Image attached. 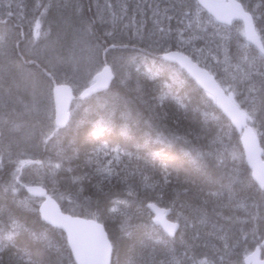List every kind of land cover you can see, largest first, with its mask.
<instances>
[{
    "label": "snow or ice",
    "instance_id": "6c2138e0",
    "mask_svg": "<svg viewBox=\"0 0 264 264\" xmlns=\"http://www.w3.org/2000/svg\"><path fill=\"white\" fill-rule=\"evenodd\" d=\"M63 6L70 10V15L65 17V24L78 38V43L80 38L94 35L93 28L97 21L116 25L118 21L127 20L128 24L124 27L131 30L132 22L135 20L136 34L139 35L147 22L145 9H151L152 22L156 32L160 34L159 39L153 40V47L163 53L161 67L165 62H177L181 68H187L207 90L211 100L219 104L238 126L247 129L252 135V129L248 128L249 121L253 127L264 129V0H260L258 8L250 7L246 0H228L227 3L222 0H171L170 7L163 10L158 5L148 3V0H140L132 16L129 15L126 4H120L117 11L114 0H104L102 5L96 3V12L92 18H85L82 0H68ZM205 9L210 14L206 24L199 15ZM6 14L9 17L14 15L11 3L8 4ZM137 16L140 19H135ZM173 20L176 21L175 29L171 26ZM216 21L229 26L233 25L234 21L242 22L244 36L255 45L254 55L241 57L243 68L240 63L232 64V57L225 47V35H221L223 30L215 23ZM35 28L39 35V21L36 22ZM193 29H197L195 35L192 34ZM114 34L115 30L106 31L104 35L114 37ZM169 35L174 36L176 40L174 44L166 39ZM216 37H219V40ZM197 39L206 41L207 53L205 48L195 46L194 41ZM120 46L127 47L125 44ZM117 47L115 42L97 43L91 46L90 50L94 51L95 57L98 58L101 53L107 57L110 51ZM193 60H196L197 64L203 60L202 67L197 68L193 65ZM30 62L34 72H30L29 77L36 82L46 81L49 96L54 94L56 97V106L51 115L47 112L43 114V120L47 123L40 129L39 143L34 146L43 145L45 150L50 146L58 149L57 162L52 163L49 160L48 167L53 173L56 170L67 173L70 186L69 190L59 193L58 198L74 203L71 187L76 188L75 196L79 198L86 191L87 185L91 195L83 196V200L89 205L90 214L94 217L98 214L99 218L120 219L119 233L114 236H106L102 226L94 222L85 230L81 227L83 221L49 210L53 196L57 195L55 187L52 195H49L42 188L22 183L23 177L20 175L22 168L26 164L41 162L35 160L34 156L30 157L27 150L13 153L12 141L7 145L3 143L4 130L8 129L10 132L20 130L22 125L17 120L20 117H33L34 114L39 117L40 109L36 104L25 105L24 112L17 114V119H13L11 113L4 112V90L0 88V171L9 169L11 177L3 192H10L14 196L21 188H26L29 194L37 195L44 201L37 209L42 219L48 225L67 230V264H113L110 258L119 250L123 238L131 236L128 223L129 208L134 202H139L147 211L153 234L146 235V240L152 242V247L147 256H141L139 262L132 258L129 264H224L225 256L238 250L243 251L242 264H264V174L261 173L256 177L258 183L252 182L250 185H245L235 170L227 173V184L223 182L225 179L223 176L213 181L220 183V189L216 192L209 191L196 212L201 225L211 223L212 217L218 218L217 222L212 224V232L207 235L219 242V246L214 243L211 251H196L197 242L202 239L200 228L196 224L190 225V217L184 215L183 210L191 206L181 203L180 198L194 192L204 195L205 190L190 179H182L181 164L175 159L167 161L166 152L179 145L181 153L179 160L201 174L206 182L212 179L210 169L224 168L226 162L224 153L213 147L216 141L199 145L198 135L192 132L180 133L178 119L173 120L175 129L168 127L169 113L164 108L170 99L175 101L177 112L183 109L187 114L191 107V102L182 95H172L170 83L162 82L158 86L157 94L152 95L151 102H148L143 99L146 89L139 79L133 87L131 71H117L114 64L109 66L107 59L98 63L90 62L83 90L81 91L79 87L75 90L80 91V98L84 99L99 94L102 89L105 95L112 94L110 97L112 103L100 106L104 112L100 114L99 119L90 121L84 117L78 123L77 127L86 126L81 147H76L77 141L73 139L65 148L61 146V138L66 135L70 124L69 113L62 104L61 97L62 94L66 95L74 90L71 85L75 83L76 77L75 75L70 77L65 71L62 79L60 72L62 65L67 63L74 73H78L80 60L74 54H70L68 57L59 58L56 63L44 61L37 63L36 60ZM128 67L134 69L139 76L144 65H137L133 60L129 62ZM233 67L242 73L240 78L230 75L229 69ZM221 68L224 70L223 73L220 72ZM145 75L153 77V69L148 68ZM209 82L212 83L211 88L208 86ZM113 89L118 91L113 93ZM121 91H134L136 99L146 105L150 115L145 118L142 112L137 111L133 117L129 109L130 102L120 95ZM117 112L123 123L117 124ZM204 117L207 120V113ZM141 124L143 128L140 127ZM134 128L140 133L138 138ZM121 137L125 141H134L131 150L119 142ZM32 138L33 134L29 133L25 142ZM153 145L158 146V149L153 150ZM142 152L146 154H141ZM232 159L235 160L236 157L233 155ZM74 161L78 162L75 167ZM81 168L83 171L78 174L77 169ZM113 190L126 193V196L123 198L117 196L113 199ZM225 192L227 203L223 202ZM211 197H216V202L209 214L207 207ZM30 199L31 197L20 201L21 206L30 207ZM105 200L108 202L105 203ZM165 201H167L165 207L158 206ZM233 206L245 210L246 219L238 222L254 224L250 232L239 230L235 235H229L225 228L219 225L220 220L228 223L237 220L236 216L223 215L225 208L231 211ZM169 212L174 213L171 220L167 218ZM189 226L192 227V235L186 241L183 233H180L184 251L178 253L176 248L170 247L169 244L175 243L178 229L186 230ZM20 234L29 236L28 242L23 246L17 243ZM46 240L47 235L44 232L20 222L17 217L9 214L7 230H0V264H4L2 257L9 248L16 249V255L26 258L22 260V264H64L59 259V253L56 261L45 259L49 249L53 247L50 242L44 248L37 247L35 251L32 250V244H40ZM250 240L253 243L252 247H249ZM155 245H163L164 260L157 261ZM139 247L143 251L149 248V244L145 239H141ZM207 247L206 244L205 248ZM8 264H12V261Z\"/></svg>",
    "mask_w": 264,
    "mask_h": 264
},
{
    "label": "trees",
    "instance_id": "16d2710c",
    "mask_svg": "<svg viewBox=\"0 0 264 264\" xmlns=\"http://www.w3.org/2000/svg\"><path fill=\"white\" fill-rule=\"evenodd\" d=\"M55 1H59V2H55ZM55 1H54L55 2L54 6H52L51 0H40V1L39 0L38 1L37 0H27V2H26V0H24V6H25V9H27V12H30V13H31L32 9L36 8L35 14L37 15V13L39 12L38 13L39 16H36L34 14V16H36L35 19L37 17H41V19L44 21V24H45V21L47 18L45 16H47V15L44 13V11L46 10V8L49 9V13H50L49 16L51 15V12L55 9L54 12H55V16H56L57 7L55 6V4L59 3V5H57V6H63L64 5L63 0H55ZM65 1H66V3H68V0H65ZM85 1L86 0H82V2H83L82 4H83L84 10H85L84 11L85 18L94 17V14L96 12V6H95L96 4L95 3L99 2L102 5L104 2L103 0L102 1L96 0V2H94L95 0L94 1L93 0H87V2H85ZM121 1H123V2H120V0H114L115 9L118 11L119 6H120L119 4H121V3L126 4L128 9H129V15L134 14L133 11H135L137 4L140 3V0H121ZM166 1L163 2V0H159L158 6H160V7L163 6L164 8L170 7L171 0H169V1L166 0ZM246 1H247L246 3H248V5L252 8H258V5L260 4V0H246ZM91 2H93V3H91ZM118 2H120V3H118ZM156 2H157L156 0H148V3H150V4L155 5ZM87 3L89 4V7H88ZM92 4H93V6H92ZM163 7H162V9H164ZM89 8L91 10H88ZM29 9H30V11H29ZM145 10H146L147 21H148V22H146L145 25H150L151 24L150 19L152 18L151 11H149V9H145ZM27 12H25L24 17L21 18L22 21L18 20V18H17V21H16L17 25H16V22L13 20V19L16 20V17L14 15L9 17L10 18L9 22L7 20V23H9V25L12 26L15 29V31H16V26H18L19 31H21L25 36L30 34L27 32L31 31L30 27L32 25V21H35V19H33L34 17H32V15L29 13L31 16L30 17ZM40 12H43V14H45V16ZM66 13H65V15L69 16L70 10H68ZM199 15L206 24V22L209 18V14H207L203 10L200 12ZM42 16H44V17L42 18ZM135 19H140V18H138V16H137V17H135ZM26 20L29 22H27ZM25 22L30 23V24H27ZM51 22H52V20H51ZM132 23L135 24V21L133 20ZM239 23L240 22H235V23H233V25H231V27L230 26H223L225 28L226 32L221 33V35H225V38H226L225 47L227 48V50L229 51V53L232 57V64L233 65H235L236 63L239 62L237 59H241L240 58L241 56L248 55L251 57L252 56L251 53L252 52L255 53V51H254L255 48L249 46L248 44H245L246 40H245V37L243 36L242 28H241V25ZM125 24H128L127 20L123 21V23L118 21L116 25L112 24L111 30L113 31L115 28V31L118 32L121 29H119V30H117V29L119 27L122 28V25L124 26ZM96 25L97 26L101 25V26L98 29L96 27ZM96 25L94 26L95 29L93 28V32H94L96 39L98 40V43L108 44V41H109L108 38L109 37H105V35H104L106 30H105V28H102L103 24L100 21H97ZM27 26H28V28H27ZM171 26L173 29L176 28V21L175 20H173L171 22ZM152 28H153V30L155 29L154 26H152ZM24 29H25V31H24ZM102 29L105 31H102ZM26 30H28V31H26ZM97 32H98V34H96ZM196 33H197V29H193L192 34L195 35ZM98 37H100V38H98ZM101 37H102V39H101ZM168 37H169L168 39L171 41V43L174 44L176 41L174 36L169 35ZM106 39H107V41H106ZM185 39L187 40L188 36H185ZM216 39L219 40V37H216ZM146 40L147 39H145V37L142 39L134 38L133 40H131V38H130V39H126V40L121 41L120 45L125 44V45H127V47H130L131 45H137L138 44V47L140 49V48L145 47V45H147ZM134 42H136V43L134 44ZM195 42H196V44H195ZM241 43H244L245 45L249 46L250 49H247V50L241 49V47L239 45ZM194 44L196 47L205 48L206 53H207V43L205 40L197 39L194 41ZM214 46L215 45H212V47H214ZM9 48L11 49V46H9ZM124 50H126V48ZM173 50H175V48H173ZM158 53H159V51L155 47L153 49L149 48V50L144 49V56H145L144 61H145V64L147 67H148V65L150 66L148 68L153 69V74H154L153 77L146 76L144 73L147 72L148 68L146 69V67H143L139 76H137V75L135 76L136 73H134L135 78H132V79H136V80L139 79V81L142 82V84L145 86L146 93H145L143 99L145 101L151 102L152 95L157 94L156 92H157L158 86L162 82L170 83L172 85V95L173 96H175L177 94L182 95L183 97H185L186 99H188L191 102V107H190L189 111L187 112V114L184 113L183 109H181L179 112H177L175 101L170 99L165 104V108H164V110L169 113V120L167 121L168 127L175 129V124L173 123V120L178 119L180 121V127H179L180 133L183 134L184 132H192L194 135H198L200 137V140L198 141L199 145L210 144L213 141H216V143L213 145V147L216 149H219L221 152L224 153L226 166H229V167H224V169L223 168H220V169L212 168V169H210L212 179L206 182L204 177L201 174H198L196 171L192 170L190 168V166L187 164H184V162L182 160H179V157L181 155L179 145H176L173 148L168 149L166 152V156H165L167 161L171 162L175 159L181 164L182 179L187 177V179H190L193 182H195L196 184H199L205 190L204 195H200L198 192H194L193 194H190L189 196H181L180 202L186 203V204L191 206V207H187L183 210L184 215H187L190 217V225L196 224L199 228L201 226L203 227V228L201 227V229H200L202 239L199 240L200 243H199V241L197 242V246H199V247H198V249L196 248V251H202V250L203 251L204 250L205 251H211L212 249H210V248H211L212 244L215 243V244H217V246H219V243L217 241H215L214 238L207 237L208 236L207 234L212 232V230L210 228H212L213 223L217 222L218 218L212 217V220H211L212 222L203 226L200 224L199 219L197 218L198 214L196 212V209L201 206L202 201L206 198V194L209 191L216 192L217 190L220 189V183L213 182V181H215L219 177L223 176V177H225L223 182L225 184H227L228 183V180L226 178L227 172L229 173V171L231 172V170L233 171L235 169H236L235 171L238 173L240 178L244 181L245 185H250L254 181L252 180V177L250 175V170H249L248 166L246 165L243 156L240 154L241 150H240V145L238 143L239 142V139H238L239 135L237 134L235 129H233L231 127L229 121L216 108L213 100H211V97L208 96L207 94H205V92L202 91L199 88V86L197 87L196 86L197 84L185 72H183L179 67H177L175 64H172L170 62H165L164 66L161 67V63H159V62L161 60L160 54H162V53H159V54ZM185 54L188 55V53H185ZM101 55H102V61L105 60L106 57L104 59V54L102 53ZM158 57H159V60H158ZM189 57L191 58V56H189ZM201 61H203V60H201ZM167 63H170V64H167ZM155 64H157V65L155 66ZM202 64H203V62H202ZM202 64L200 63V66ZM220 71H221V69H220ZM11 76L7 77L8 78V79H6L7 81L6 80L2 81V83L3 82L4 83L3 84L1 83L0 86L4 85L2 87H5L7 90H11L12 86H13L12 84H14V80L9 79V77H11ZM12 77H14V76H12ZM136 80H133L131 82V83H133L132 84L133 87L135 86ZM6 82H8V83H6ZM217 82H218V80H217ZM117 91H118V89H113V93H116ZM120 95L129 100V102H130L129 103V109L132 112L133 117H135L137 111L142 112L145 118H147V116L150 115V113L147 112L146 105L144 103H142L141 101L136 99V93L134 91H126V92L121 91ZM99 96H101V97H99ZM111 96H112V94L105 95L104 91H103L102 93L100 92L99 94H94L93 96H90V97L83 99V100H78V99L73 100V106L71 107L72 110H71V116H70V120H69L70 128L67 131L66 135L64 137H62L61 146L67 148V146H68L67 143L69 141L75 139L77 141L76 147H81L82 143H83L82 137L85 135V127L86 126L81 125L80 127H77L78 123L84 117H87V119L90 121L94 120V119H99V116H100L99 114H103V111H104L103 107H99V106H101L105 103L111 104L112 103V100L110 98ZM94 102H95V104H93ZM49 103L51 104V101ZM120 103L122 105L123 101H121ZM75 105H76V107H75ZM92 106H94V107H92ZM96 108H97V111L95 110ZM91 109H92V111H91ZM205 113H207V120H205V117H204ZM116 122H117V124L123 123V121H121L119 119V112H117ZM140 127L143 128V125L141 124ZM253 128H254L255 132L258 131L256 134H258V138L260 140V144L262 146L263 153H264V143H263L264 142V129H260L258 127H253ZM40 129L41 128L37 127L38 136H39ZM259 131H260V133H259ZM134 133H135L136 137L138 138L140 133L137 132L135 130V128H134ZM165 134H167V132H165ZM113 135H115V134H113ZM110 139H111V137H110ZM227 139H230V140H228V141H230V144H228V145H226L224 143L225 140L227 141ZM231 141H233V142H231ZM119 142L127 145L130 148V150L134 144V141L133 142L125 141L123 139V137L120 138ZM152 148H153V150H157L158 146L153 145ZM40 149H42V150H41V156H40L39 161L43 162V166L39 167V166L33 165L32 169H33L34 173H33L32 177H34V178L31 179L32 181L30 179L27 180V184L39 185L49 195H52V190L55 187V189L57 190V195L53 196V199L57 202L61 211L68 213L70 215H73V216H77V217H81V218H85V219H92L93 221L98 222L103 226L107 236L117 235L119 233V229H120V219L118 217L99 218L98 214L96 217H94L93 215L90 214L89 205L83 200V196L91 195V192L89 190H87V185H85L86 191L79 198H77L75 196L76 188L71 187L70 190L73 193V200L75 201L74 203L70 202L67 199H59L58 198L59 193H63L66 190H69V188H70V186L68 184V174L62 170H56L55 173H53L49 169L48 165L45 164V163H48L49 160H51L52 163L57 162V157H56V152L58 151L57 148H55V149H57V150H55L54 147L50 146L47 150H45L44 146H41ZM235 150H236V152H235ZM238 151H239V153H238ZM234 152H235V154H233ZM70 154L71 153H69V155ZM141 154H146V153L142 152ZM233 155L234 156L236 155L235 160L232 159ZM228 156H229V158H228ZM263 156H264V154H263ZM227 159H228V161H227ZM227 162H230V163H227ZM76 163H78V162L74 161L73 167H75ZM234 163H236V164H234ZM43 168H45V169H43ZM238 169H239V171H238ZM45 170L48 173L44 172ZM3 171H0V173H1L0 181L2 180L1 177H3V175H4ZM82 171H83V169H77L78 174ZM35 173H36V175H35ZM39 174H41V175H39ZM137 180H138V178H137ZM0 183H1L0 184V188H1L0 189V230H5V231L7 230V227L9 224V214L14 215L15 217H17L20 220V222L27 223L30 227H32L38 231H42L47 235L46 241H42L40 244H32V250L33 251H35V249L37 247L44 248L50 242L53 247L49 249V253L45 256V259L50 260V261H56L58 258L57 254L59 253L60 254L59 259L61 261H63L64 264H67V258H68L67 247H68V245L66 244V237H65V234L63 233V231L59 230L55 227H52V226L46 224L44 221L41 220L40 215L37 211L38 202L31 203V201H30V207L25 208V209H24V207L21 206L20 201H23L25 197H28V198L32 197L28 193H26L27 192L26 188H21L13 196V194H11L10 192H9L10 195H8V193L3 192V186L2 185L4 183L3 182H0ZM50 184H52V186ZM4 187H5V185H4ZM62 187H63V189H62ZM21 191H22V193H20ZM117 196H119L120 198H123L124 196H126V193L119 192L118 190H113L112 198L115 199V198H117ZM12 198H14V199H12ZM32 198H34V197H32ZM107 202L108 201L105 200V203H107ZM215 202H216V197H211L209 200L208 207H207V211L209 212V214H211L212 207L215 204ZM223 202L227 203V193L226 192H225V195L223 198ZM166 203H167V201H165V203H162L158 206L159 207H165ZM29 208H31V209H29ZM92 211H94V207H93ZM231 211H232V213H230V211L227 208H225L223 211V215L224 216H227V215L234 216L235 215L237 217V220L233 221L234 223L233 222L228 223L225 220H222V221L220 220L219 225H222L229 235H235V233L239 230H247L248 232H250L252 227H254V226H252L253 224H245V223L238 222V221H243L246 219L245 210L242 208H240V209L237 207L235 208V206H233ZM129 212H130V219H129L128 223H129V231L131 232V236L123 238V242L120 244L119 250L117 252H115V254L111 257V262H113V264H129V261L132 258H135L139 262L141 256H147L148 252L151 250V247H152V242L146 240V235L153 234V229L149 223L147 211L144 210V208L141 206V204L139 202H134L133 204H131V206L129 208ZM168 215L169 216L167 218L171 220L173 218L174 213L169 212ZM244 217H245V219H244ZM146 225H148V227H146ZM207 226H209V227H207ZM247 227L249 228V230ZM204 229H206V230H204ZM180 233H183L184 240L187 241L190 239V237L192 235V227L189 226V228L186 230H183V228L178 229L179 235L177 234L175 236V243H174V244H177L178 246L174 245V244H169L170 247H175L178 253H183L184 247H183V244L181 243ZM189 233H190V236H189ZM204 238H206V239H204ZM141 239H145V242L147 244H149V248H147L143 251L139 247V241ZM28 240H29V236L27 234H20L17 238V241H18L17 243H18V245L23 246L28 242ZM210 242H212V243L210 244ZM201 244H202V246L200 247ZM205 244L208 245V248H205V246H204ZM252 245H253V243L250 244V241H249V247H252ZM62 246H63V248H62ZM209 246H210V248H209ZM155 248H156L155 257H156L157 261L164 260L165 255H164L163 245H155ZM238 251H241V253L235 254L234 259L238 260V264H242L243 251L242 250H238ZM15 253H16V249L9 248L8 251L5 252L3 257H2L4 264H8L9 261H12V264H22V260L26 259V258L23 257L22 255H16Z\"/></svg>",
    "mask_w": 264,
    "mask_h": 264
},
{
    "label": "rangeland",
    "instance_id": "374dc122",
    "mask_svg": "<svg viewBox=\"0 0 264 264\" xmlns=\"http://www.w3.org/2000/svg\"><path fill=\"white\" fill-rule=\"evenodd\" d=\"M54 1L55 0H51V4L53 6H54ZM156 1H157V3L155 5H159V3H158L159 0H156ZM163 1H166V0H163ZM55 2H57V1H55ZM9 3L12 4V10H13L14 15L16 17V20H17V18H18V20H21V18L24 17V13L26 12L25 10H27V9H25V6H24V0H0V14H1L0 15V51H1L0 52V62H3L4 65L6 64L3 68L0 69L1 70L0 71V80H1L0 83L2 81H4V79H7V75L9 74V76H11V75L14 76V77H12V76L9 77V79L10 80L13 79L14 83L16 84V85L12 84L13 86H12V89L10 90L11 91L10 94H9V90L2 87L4 85L0 86V88L5 90V92L3 91V93H4L3 103H4V110H5L4 112L5 113H11L12 112L11 114H12L13 119L14 118L17 119V114L24 112V106L25 105L36 104L37 107L40 109V114H39V117H36L35 114L33 115V117H20L17 120V122L21 123V125H24V126L21 127L20 130L12 131L11 133L8 129H5L4 130L3 143L5 145H7L9 143V141H12V146H13L12 152L13 153H15L16 151L27 150L30 157L33 154L32 156H34L35 160L39 161L40 156H41V150H42V149H40L41 145L39 147L34 146L35 144L39 143L38 135H37V133H38L37 127L43 128L46 125L47 121L43 120V114H44V112H47L49 115H51V112L54 109V105H53V98H52V96H49L48 87H47V84L45 83V81L40 80L39 82H36L29 77V72H34V68L31 65L30 61L36 60V62L39 63L40 61L43 60L45 63H48V62L56 63L59 58L68 57L70 54H74L76 56V58L80 60V65H79L80 71L78 73H74L72 67H70L67 63H65V64H63L64 66L62 65V70L60 72V76L63 79L65 71L68 72L70 77L75 75L76 80H75V83L71 85V87L74 89L73 91L76 94H78V93H80V91H77L75 89L77 87H79L81 91L83 90V85L85 84V81H86V73H87V70L89 69L90 62L98 63L99 61H102V55H101L102 53L99 55L98 58H96L94 51L90 50L91 46H94L98 43V40L96 39L95 35L84 36L83 38H80L79 43L77 42L78 38L73 34V31L70 28H68L65 24V17H66L65 13L69 9H66L64 6H57V5H59V3L55 4V6L57 7L56 16H55V12H54L55 9L51 12V15L49 16V9L46 8V10L44 12L46 15L48 14L47 15L48 19L46 18L47 23H45V25H44V21L41 20L40 17H37L38 19L37 18L35 19L32 27H31L32 29L30 31V34L27 35L26 37H25V35L22 34L21 31L17 30L18 26H16V31H15L14 28L12 26H10L9 23H7V20L9 22V19H10L6 14L7 13V7H8ZM63 4L64 5L66 4L65 0H63ZM159 8L161 10H163L162 7L159 6ZM35 9L36 8L31 10L32 17H34V14L36 13ZM149 10L151 11V9H149ZM151 14H152V11H151ZM52 15H53V18L51 17ZM50 19H52V22ZM37 21H39V24H40L39 35H37V30L35 28V24ZM150 21H152V18L150 19ZM46 24H47V26H46ZM218 25H220V24H218ZM8 26H9V28H8ZM111 26H112L111 22H109L107 24L103 23V28H105L106 31H111ZM131 26H132L131 30L125 28L124 26H122L123 28L119 27L117 30H119V29H121V30L118 32L115 31L114 37L109 38V42L118 43L117 44L118 47L116 49H112L110 51L109 57H106V59H107L108 64L110 66H112L113 64L116 66L117 71H124V72L131 71L132 75H134V69H131L128 67L129 62L134 60L137 65H144V67L148 68L149 65L147 67L145 64V61H143L144 60V57H143L144 52H140V51H144V49H149V48L153 49L154 48L153 47V40L159 39L160 34L155 31L156 29L153 30L152 26H154V24H152V23L150 25H144V27L141 28V32L139 35L136 34V24L132 23ZM220 27L223 30L222 32H226L223 25H220ZM13 32H14V34H13ZM144 37H145V39H147L146 40L147 45H145V47L140 48V49H139V47H137L138 44L134 45V46L132 45L130 47H123V46H120V44H119L121 42V40H126V39H130V38L132 40L134 38L142 39ZM168 38L169 37H166V39H168ZM22 39H23V41H22ZM14 43H15V45L19 44V49H18V47H14ZM20 44L22 45V47H20L21 46ZM30 44H31V46H30ZM245 44H247V43H245ZM245 44L244 43L239 44L241 49H245V50L250 49V47L245 45ZM9 46H11V49H9ZM125 48H126V50H124ZM133 48H134V50H133ZM15 50H16V52L17 51L18 52L16 53ZM254 54L255 53H251V55H254ZM10 55L11 56L13 55L12 58H14V59L10 58L11 57ZM137 55H138V58H137ZM23 56H25V57H23ZM9 58H10V60H9ZM222 58H223V52H221V59ZM22 60H25L26 62L22 61ZM237 60L239 61L238 63H240L241 67L243 68L244 67L243 61L241 59H237ZM194 61H196V60H194ZM13 62H14V65H13ZM4 68H5V70H3ZM221 71L223 72L224 70L221 68ZM229 73H230V75L237 76L238 78H240L242 75V73L238 72L235 68H230ZM214 76H215V74H214ZM23 83H24V85H23ZM23 87H25V88H23ZM16 92H17V94H16ZM18 95H20V96H18ZM49 100L52 101L51 104L49 103L50 102ZM46 104H48V105H46ZM71 110L72 109L70 108V111ZM26 121H28V122H26ZM25 124H27V125H25ZM33 125L35 127H31ZM250 125L253 127L251 122H250ZM21 130H24V131H21ZM29 133L33 134V138H32V140H30L26 143L25 141H26ZM35 138H37V140ZM17 145L19 146L18 148H17ZM240 150H241V147H240ZM235 152H236V150H235ZM30 153H32V154L30 155ZM34 154H36V155H34ZM240 154L242 155V150H241ZM45 164L48 165V163H45ZM33 165L42 167L43 162H41L40 164H34V163L26 164L24 166V168H22V171L20 173V175L23 177L22 183L27 184V180L32 179L30 177H31V175H33L34 171H33V169H31L32 171H29V167L33 168ZM25 199H28V197H25L24 200ZM30 201H31V203L38 202V204H39V201L38 200L36 201L35 198L31 197ZM250 244H252L251 240H250ZM210 246H209V248H210ZM240 253H241V251H236L230 255L225 256L224 264H232L233 260H234L233 261L234 264H237L238 260L234 259L235 254H240ZM242 258H243V256H242Z\"/></svg>",
    "mask_w": 264,
    "mask_h": 264
},
{
    "label": "water",
    "instance_id": "95a60500",
    "mask_svg": "<svg viewBox=\"0 0 264 264\" xmlns=\"http://www.w3.org/2000/svg\"><path fill=\"white\" fill-rule=\"evenodd\" d=\"M222 2H225V3H227L228 2V0H222ZM205 11L207 12V10L205 9ZM208 13V12H207ZM209 14V13H208ZM210 15V14H209ZM214 19V18H213ZM217 23H221V24H223L221 21H216ZM241 25H242V22H241ZM242 28H243V25H242ZM245 38H246V41L248 42V43H250L249 41H248V39H247V37L245 36ZM251 44V43H250ZM252 45H254V44H252ZM255 46V45H254ZM171 63H174V64H176V65H178L179 66V64L177 63V62H171ZM193 63V62H192ZM193 65H195L197 68H199L196 64H194L193 63ZM180 67V66H179ZM181 68V67H180ZM181 69H183L193 80H194V82L199 86V88L202 90V91H204L205 93H207V90L206 89H204L203 88V86L195 79V77L192 75V73H190L189 71H188V69L187 68H181ZM208 86H209V88H211L212 87V83L211 82H209V84H208ZM102 91H104V90H100L99 91V93L100 92H102ZM52 98H53V105H54V108H55V106H56V97H55V95L53 94L52 95ZM75 98H77L78 100H82L81 98H80V94H78V96H75L74 95V91H71V92H69L68 94H66V95H63L62 94V97H61V102H62V104L64 105V107H65V109L68 111V113H69V118H70V112H69V108H70V106H71V103H72V101L75 99ZM86 98H88V97H86ZM86 98H84V99H86ZM215 102V101H214ZM215 105L217 106V108L222 112V114L226 117V118H228L230 121H231V123H232V125L237 129V131H241V130H243L242 131V134H241V136H240V138H239V142H240V145H241V147H242V149H243V152H244V157H245V162H246V164L248 165V167L250 168V170H251V174H252V177H253V179H254V181L256 182V183H258V181L256 180V177L257 176H259V174L261 173V174H264V159H262V149L260 148V146H259V143H258V140L256 139V137H255V135H254V133H253V135H252V133L251 132H248L247 131V129H242L240 126H238L237 124H236V122L235 121H233V120H231V118L227 115V113L224 111V109L222 108V107H220V105L219 104H217L216 102H215ZM248 128H250V127H248ZM251 129V128H250ZM253 132V131H252ZM33 187H37V188H41V187H39V186H33ZM43 191H44V189H43ZM34 197H36V198H40L39 196H37V195H33ZM47 199V197H45V200ZM44 201H42L41 202V204L43 203ZM49 210L50 211H52V212H54V213H56V212H58V213H61V214H63L64 216H70V215H67L66 213H63L61 210H60V208L58 207V205H57V203L54 201V200H52V203L49 205ZM40 218L42 219V216L40 215ZM72 218L74 219V220H80V221H83L84 222V224H82L81 225V227L82 228H84L85 230H87L88 229V227H89V225L91 224V223H93V221L91 220V219H82V218H78V217H73L72 216ZM43 220V219H42ZM44 221V220H43ZM47 223V222H46ZM95 223V222H94ZM55 227V226H54ZM57 228V227H56ZM58 229H60V228H58ZM60 230H62L66 235H67V230L66 229H60ZM74 258V257H73Z\"/></svg>",
    "mask_w": 264,
    "mask_h": 264
},
{
    "label": "bare ground",
    "instance_id": "6f19581e",
    "mask_svg": "<svg viewBox=\"0 0 264 264\" xmlns=\"http://www.w3.org/2000/svg\"><path fill=\"white\" fill-rule=\"evenodd\" d=\"M38 1V0H37ZM40 1V0H39ZM94 1V0H93ZM102 1V0H101ZM104 1V0H103ZM226 1V0H225ZM26 2H27V0H26ZM57 2H59V1H57ZM85 2H87V0L85 1ZM94 2H96V0L94 1ZM120 2H123V1H121L120 0ZM120 2H118V3H120ZM154 2V1H153ZM164 2V1H163ZM167 2V1H166ZM247 2V1H246ZM55 3V2H54ZM83 3V2H82ZM91 3H93V2H91ZM157 3V2H156ZM155 3V4H156ZM88 4V3H87ZM96 4V3H95ZM94 4V5H95ZM121 4H123V3H121ZM162 4V3H161ZM257 4V3H256ZM120 5V4H119ZM154 5V4H153ZM168 5V4H167ZM28 6V5H27ZM42 6V5H41ZM53 6V5H52ZM91 6V5H90ZM92 6H93V4H92ZM96 6V5H95ZM162 6V5H161ZM39 7V6H38ZM88 7H89V4H88ZM163 7V6H162ZM167 7V6H166ZM94 8V7H93ZM164 8V7H163ZM45 9V8H44ZM36 10V9H35ZM38 10V9H37ZM116 10V9H115ZM26 12H27V10H25ZM29 11H30V9H29ZM150 11V10H149ZM205 11V10H204ZM134 12V11H133ZM206 12V11H205ZM20 13V12H19ZM28 14L30 13V12H27ZM39 13V12H38ZM38 13H37V15L36 16H39L38 15ZM40 13H42L43 14V12H40ZM45 13V12H44ZM65 13V12H64ZM207 13V12H206ZM31 14V13H30ZM29 14V15H30ZM50 14V13H49ZM67 14V13H66ZM69 14V13H68ZM91 14V13H90ZM208 14V13H207ZM1 15V14H0ZM6 15V14H5ZM27 15V14H26ZM41 15V14H40ZM44 16H45V14H43ZM48 15V14H47ZM93 15V14H92ZM132 15V14H131ZM130 15V16H131ZM4 16V15H3ZM15 16V15H14ZM36 16H34V18L33 19H35V17ZM44 16H42V18L44 17ZM66 16V15H65ZM210 16V15H209ZM9 17V16H8ZM45 17H47V16H45ZM52 18H53V15L51 16ZM92 17V16H91ZM29 18V17H28ZM41 18V17H40ZM138 18H140L139 16H138ZM38 19V18H37ZM45 19V18H44ZM47 19H48V17H47ZM47 19H46V21H47ZM2 20V19H1ZM15 22L17 21V20H15V19H13ZM30 20V19H29ZM42 20V19H41ZM40 20V21H41ZM50 20H52V19H50ZM20 21H22V20H20ZM24 21V20H23ZM27 21V20H26ZM45 21V23H47ZM126 21V20H125ZM11 22V21H10ZM13 22V21H12ZM27 22H29V21H27ZM27 22H25V23H27ZM33 22L34 21H32V25H33ZM42 22V21H41ZM148 22V21H147ZM236 21H234L233 23H235ZM3 23V22H2ZM49 23V22H48ZM56 23V22H55ZM102 23V22H101ZM121 23H123V22H121ZM126 23V22H125ZM151 23L153 24V22L151 21ZM217 23V22H216ZM241 23V22H240ZM27 24H30V23H27ZM103 24V23H102ZM218 24H220V25H223V24H221V23H218ZM6 25V24H5ZM8 25V24H7ZM16 25H17V22H16ZM32 25H31V27H32ZM45 25V24H44ZM98 25V24H97ZM96 25V27L99 29V27L101 26H97ZM119 25V24H118ZM46 26H47V24H46ZM106 26V25H105ZM121 26V25H120ZM123 26V25H122ZM223 26H229V25H223ZM22 27V26H21ZM26 27V26H25ZM30 27V28H31ZM51 27V26H50ZM117 27V26H116ZM8 28H9V26H8ZM27 28H28V26H27ZM103 28V27H102ZM123 28V27H122ZM32 29V28H31ZM30 29V30H31ZM95 29V28H94ZM152 29V28H151ZM15 30V29H14ZM17 30H19V29H17ZM114 30H115V28H114ZM8 31V30H7ZM24 31H25V29H24ZM26 31H28V30H26ZM96 31V30H95ZM100 31V30H99ZM102 31H105V30H103L102 29ZM112 31V30H111ZM18 32V31H17ZM145 32V31H144ZM25 33V32H24ZM27 33H30V32H27ZM13 34H14V32H13ZM19 34V33H18ZM23 34V33H22ZM96 34H98V32L96 33ZM24 35V34H23ZM115 35V34H114ZM119 35V34H118ZM10 36V35H9ZM19 36V35H18ZM117 36V35H116ZM115 36V37H116ZM187 36V35H186ZM20 37V36H19ZM26 37V36H25ZM24 37V38H25ZM47 37V36H46ZM140 37V36H139ZM148 37V36H147ZM245 37V36H244ZM98 38H100V37H98ZM105 38V37H104ZM109 38H111V37H109ZM108 38V39H109ZM101 39H102V37H101ZM119 39V38H118ZM19 40V39H18ZM132 40V39H131ZM245 40H246V38H245ZM21 41V40H20ZM22 41H23V39H22ZM102 41V40H101ZM104 41V40H103ZM106 41H107V39H106ZM121 41H123V40H121ZM34 42V41H33ZM37 42V41H36ZM59 42V41H58ZM24 43V42H23ZM22 43V44H23ZM43 43V42H42ZM108 43H109V41H108ZM124 43V42H123ZM127 43V42H126ZM136 42H134V44H135ZM246 43L249 45V46H251V47H253V48H255V46L254 45H252V44H250V43H248L247 41H246ZM8 44V43H7ZM28 44V43H27ZM51 44V43H50ZM118 44V43H117ZM120 44V43H119ZM129 44V43H128ZM195 44H196V42H195ZM14 45H15V43H14ZM16 45H19V44H16ZM21 45V44H20ZM25 45V44H24ZM35 45V44H34ZM122 45V44H121ZM30 46H31V44H30ZM132 46V45H131ZM134 46V45H133ZM20 47H22V45L20 46ZM137 47H138V45H137ZM14 48V47H13ZM10 49V48H9ZM15 49V48H14ZM18 49H19V47H18ZM13 50V49H12ZM132 50V49H131ZM133 50H134V48H133ZM132 50V51H133ZM147 50H149V49H147ZM23 51V50H22ZM130 51V50H129ZM159 51V50H158ZM173 51H175V50H173ZM255 51V50H254ZM1 52V51H0ZM15 52H16V50H15ZM18 52V51H17ZM16 52V53H17ZM44 52V51H43ZM140 52H144V51H140ZM149 52V51H148ZM252 52V51H251ZM21 53V52H20ZM23 53V52H22ZM30 53V52H29ZM57 53V52H56ZM153 53V52H152ZM157 53V52H156ZM159 53H161V52H159ZM158 53V54H159ZM253 53V52H252ZM10 54V53H9ZM63 54V53H62ZM5 55V54H4ZM50 55V54H49ZM154 55V54H153ZM163 55V53L162 54H160V57ZM186 55V54H185ZM235 55V54H234ZM8 56V55H7ZM11 56V55H10ZM13 56V55H12ZM12 56L10 57V58H12ZM34 56V55H33ZM37 56V55H36ZM140 56V55H139ZM237 56V55H236ZM23 57H25V56H23ZM107 57H109V55H107ZM143 57H145L144 55H143ZM242 57V56H241ZM2 58V57H1ZM10 58H9V60H10ZM33 58V57H32ZM137 58H138V55H137ZM190 58V57H189ZM237 58V57H236ZM235 58V59H236ZM6 59V58H5ZM12 59H14V58H12ZM11 59V60H12ZM20 59V58H19ZM104 59H105V55H104ZM152 59V58H151ZM191 59V58H190ZM16 60V59H15ZM28 60V59H27ZM42 60V59H41ZM138 60V59H137ZM140 60V59H139ZM148 60V59H147ZM158 60H159V57H158ZM20 61V60H19ZM22 61H25V60H22ZM30 61V60H29ZM32 61V60H31ZM43 61V60H42ZM142 61V60H141ZM144 61V60H143ZM153 61V60H152ZM161 61V60H160ZM15 62V61H14ZM14 62H13V65H14ZM26 62V61H25ZM194 64H196L199 68L200 67H202V66H200V64H197V62L196 61H192ZM202 62L203 61H201V64H202ZM17 63V62H16ZM153 63V62H152ZM159 63H161V62H159ZM171 63V62H170ZM170 63H167V64H170ZM24 64V63H23ZM28 64V63H27ZM30 64V63H29ZM158 64V63H157ZM157 64H155V66L157 65ZM172 64H174V63H172ZM6 65V64H5ZM4 63L3 62H0V69L1 68H3L4 66ZM32 65V64H31ZM154 65V64H153ZM176 65V64H175ZM64 66V65H63ZM110 66V65H109ZM177 67H179L178 65H176ZM25 67V66H24ZM150 67V66H149ZM28 68V67H27ZM154 68V67H153ZM159 68V67H158ZM180 68V67H179ZM11 69V68H10ZM147 69V68H146ZM155 69V68H154ZM181 69V68H180ZM223 69V68H222ZM3 70H5V68L3 69ZM157 70V69H156ZM183 72H185L183 69H181ZM1 71V70H0ZM33 71V70H32ZM69 71V70H68ZM145 71V70H144ZM8 72V71H7ZM18 72V71H17ZM16 72V73H17ZM128 72V71H127ZM146 72V71H145ZM220 72H222V71H220ZM3 73V72H2ZM13 73V72H12ZM11 73V74H12ZM30 73V72H29ZM134 73H135V71H134ZM186 73V72H185ZM223 73V72H222ZM145 74V73H144ZM187 74V73H186ZM137 74H135V76H136ZM143 75V74H142ZM188 75V74H187ZM9 76V74L7 75V77ZM132 76H134V75H132ZM135 76L133 77V78H135ZM189 76V75H188ZM28 77V76H27ZM26 77V78H27ZM190 77V76H189ZM191 78V77H190ZM214 78H215V76H214ZM4 79V78H3ZM8 79V78H7ZM192 79V78H191ZM4 80H6V79H4ZM133 80H136V79H132V81ZM193 80V79H192ZM1 81V80H0ZM7 81V80H6ZM194 81V80H193ZM9 82V81H8ZM8 82H6V83H8ZM11 82V81H10ZM2 83V82H1ZM0 83V84H1ZM4 83V82H3ZM2 83V84H3ZM45 83H46V81H45ZM142 83V82H141ZM11 84V83H10ZM15 84V83H14ZM47 84V83H46ZM133 84V83H132ZM195 84V83H194ZM16 85V84H15ZM22 85V84H21ZM23 85H24V83H23ZM196 85V84H195ZM12 86V85H11ZM197 87H198V85H196ZM9 87V86H8ZM19 87V86H18ZM5 88V87H4ZM23 88H25V87H23ZM46 88V87H45ZM14 89V88H13ZM37 90V89H36ZM4 92H5V90H4ZM11 92V91H10ZM31 92V91H30ZM103 92V91H102ZM101 92V93H102ZM15 93V92H14ZM13 93V94H14ZM49 93V92H48ZM157 93V92H156ZM16 94H17V92H16ZM80 94V93H79ZM3 95H4V93H3ZM6 95V94H5ZM21 95V94H20ZM20 95H18V96H20ZM24 95V94H23ZM22 95V96H23ZM35 95V94H34ZM37 95V94H36ZM48 95V94H47ZM35 97V96H34ZM48 97V96H47ZM99 97H101V96H99ZM41 98V97H40ZM39 98V99H40ZM18 99V98H17ZM16 99V100H17ZM26 99V98H25ZM38 99V98H37ZM75 99H77V98H75ZM74 99V100H75ZM83 100V99H82ZM103 100V99H102ZM97 101V100H96ZM52 102V101H51ZM78 102V101H77ZM83 102V101H82ZM88 102V101H87ZM214 102V101H213ZM14 104V103H13ZM80 104V103H79ZM78 104V105H79ZM93 104H95V102L93 103ZM109 104V103H108ZM214 104H215V102H214ZM9 105V104H8ZM46 105H48V104H46ZM73 106V101H72V103H71V106H70V108ZM95 106V105H94ZM94 106H92V107H94ZM216 106V105H215ZM48 107V106H47ZM75 107H76V105H75ZM84 107V106H83ZM96 107V106H95ZM100 107V106H99ZM10 108V107H9ZM70 108H69V112H70V116H71V111H70ZM98 108V107H97ZM97 108L95 109L96 111H97ZM216 108H217V106H216ZM72 109V108H71ZM74 109V108H73ZM218 109V108H217ZM75 110V109H74ZM99 110V109H98ZM101 110V109H100ZM219 110V109H218ZM5 111V110H4ZM91 111H92V109H91ZM220 111V110H219ZM43 112V111H42ZM101 112V111H100ZM104 112V111H103ZM221 112V111H220ZM12 113V112H11ZM52 113V112H51ZM99 113V112H98ZM222 113V112H221ZM97 114V113H96ZM179 114V113H178ZM100 115V114H99ZM98 115V116H99ZM223 115V114H222ZM224 116V115H223ZM225 117V116H224ZM173 118V117H172ZM226 118V117H225ZM15 119V118H14ZM228 121H229V123H230V125H231V127L233 128V129H235V131L237 132V134L239 135V138H240V136H241V134H242V131L243 130H241V131H237V129L232 125V123H231V121L228 119V118H226ZM36 120V119H35ZM69 120H70V118H69ZM26 122H28V121H26ZM31 122V121H30ZM32 124V123H31ZM36 124V123H35ZM25 125H27V124H25ZM41 125V124H40ZM24 125H22V127H23ZM32 127V126H31ZM248 127H250L251 129H252V131H253V133H254V135H255V137H256V139L258 140V143H259V146H260V148L262 149V146H261V144H260V140H259V138H258V134L256 135L255 133H257V132H255V130H254V128L250 125V122H248ZM29 128V127H28ZM23 129V128H22ZM26 129V128H25ZM32 129V128H31ZM36 130V129H35ZM8 131V130H7ZM21 131H24V130H21ZM263 132V131H262ZM9 133V132H8ZM11 133V132H10ZM9 133V134H10ZM259 133H260V131H259ZM6 134V133H5ZM12 135V134H11ZM37 135H38V133H37ZM260 136V135H259ZM231 138V137H230ZM238 138V139H239ZM36 140H37V138H35ZM62 139V138H61ZM7 140V139H6ZM17 140V139H16ZM228 140H230V139H227V141L225 140V144L226 145H228V144H230V141H228ZM231 142H233V141H231ZM62 143V142H61ZM238 143H240V142H238ZM264 143V142H263ZM262 143V144H263ZM68 144V143H67ZM22 145V144H21ZM232 145V144H231ZM240 145V144H239ZM41 146H43V145H41ZM234 146V145H233ZM13 147V146H12ZM240 147H241V145H240ZM18 148V147H17ZM55 149V148H54ZM231 149V148H230ZM16 150V149H15ZM55 150H57V149H55ZM238 150V149H237ZM241 150H242V156H243V158H244V161H245V157H244V152H243V149H242V147H241ZM17 152V151H16ZM15 152V153H16ZM51 152V151H50ZM33 153V152H32ZM32 153H30V155L32 154ZM37 153V152H36ZM238 153H239V151H238ZM240 153H241V151H240ZM38 154V153H37ZM45 154V153H44ZM233 154H235V152L233 153ZM263 149H262V159H264V156H263ZM33 155V154H32ZM31 155V156H32ZM34 155H36V154H34ZM47 156V155H46ZM236 156V155H235ZM50 157V156H49ZM52 157V156H51ZM228 158H229V156H228ZM51 159V158H50ZM227 161H228V159H227ZM226 162V161H225ZM74 163V162H73ZM227 163H230V162H227ZM246 163V162H245ZM234 164H236V163H234ZM238 164V163H237ZM230 165V164H229ZM233 165V164H232ZM247 165V164H246ZM35 166V165H34ZM248 166V165H247ZM226 167H229V166H226ZM24 168V167H23ZM237 168V167H236ZM249 168V167H248ZM32 168H30L29 167V171H32L31 170ZM43 169H45V168H43ZM82 169V168H81ZM224 169V168H223ZM226 169V168H225ZM231 170V169H230ZM236 170V169H235ZM249 170H250V168H249ZM225 171V170H224ZM229 171V170H228ZM232 171V170H231ZM238 171H239V169H238ZM4 175H3V177H1L2 178V180L0 181V182H3L4 184L2 185L3 186V188H4V185L5 186H7V184L9 183V181H10V179H11V177H10V175H9V172H10V170L9 169H5L4 171ZM39 172V171H38ZM44 172H47L46 170L44 171ZM230 172V171H229ZM242 172V171H241ZM240 172V173H241ZM41 173V172H40ZM48 173V172H47ZM228 173V172H227ZM38 174V173H37ZM43 174V173H42ZM242 174V173H241ZM35 175H36V173H35ZM34 175V176H35ZM39 175H41V174H39ZM182 175V174H181ZM244 175V174H243ZM250 175H251V177H252V174H251V170H250ZM0 176H1V173H0ZM33 175H31V177L30 178H34V177H32ZM227 177V176H226ZM240 177V176H239ZM187 178V177H186ZM5 179V180H4ZM31 180V179H30ZM252 180L254 181V179H253V177H252ZM32 181V180H31ZM255 182V181H254ZM49 183V182H48ZM1 184V183H0ZM51 186H52V184H50ZM1 189V188H0ZM62 189H63V187H62ZM66 189V188H65ZM27 191V190H26ZM46 192V191H45ZM20 193H22V191L20 192ZM26 193H28V192H26ZM2 194V193H1ZM12 194V193H11ZM29 194V193H28ZM8 195H10L9 193H8ZM20 195V194H19ZM30 196H32V197H34L32 194H29ZM23 196V195H22ZM26 196V195H25ZM24 198V197H23ZM36 200H38L39 201V204H38V207L40 206V204H41V201L39 200V199H37L36 197H34ZM12 199H14V198H12ZM54 200V199H53ZM55 201V200H54ZM56 202V201H55ZM57 203V202H56ZM58 205V204H57ZM36 206V205H35ZM59 207V206H58ZM236 208V207H235ZM25 209V208H24ZM29 209H31V208H29ZM33 209V208H32ZM240 209V208H239ZM187 210V209H186ZM189 210V209H188ZM193 210V209H192ZM235 211V210H234ZM233 211V212H234ZM243 211V210H242ZM63 212V211H62ZM192 212V211H191ZM194 212V211H193ZM63 213H65V212H63ZM196 213V212H195ZM230 213H232V211H230ZM67 215H70V214H68V213H66ZM239 214V213H238ZM243 214V213H242ZM40 215V214H39ZM70 216H73V215H70ZM169 216V215H168ZM227 216H229V215H227ZM235 216V215H234ZM242 216V215H241ZM245 216V215H244ZM73 217H77V216H73ZM78 218H81V217H78ZM239 218V217H238ZM83 219V218H82ZM85 219V218H84ZM243 219V218H242ZM244 219H245V217H244ZM42 220V219H41ZM92 220V219H91ZM212 220V219H211ZM43 221V220H42ZM93 221V220H92ZM222 221V220H221ZM244 221V220H243ZM45 222V221H44ZM93 222H95V221H93ZM212 222V221H211ZM214 222V221H213ZM46 223V222H45ZM95 223H97V224H100V223H98V222H95ZM234 223V222H233ZM47 224V223H46ZM101 225V224H100ZM241 225V224H240ZM51 226V225H50ZM102 226V225H101ZM204 226V225H203ZM210 226V225H209ZM209 226H207V227H209ZM252 226H254V224L252 225ZM52 227H54V226H52ZM202 227V226H201ZM201 227H200V229H201ZM232 227V226H231ZM56 228V227H55ZM102 228H103V226H102ZM203 228V227H202ZM248 228V227H247ZM58 229V228H57ZM208 229V228H207ZM211 230H212V228H210ZM232 229V228H231ZM251 229V228H250ZM60 230V229H59ZM103 230H104V228H103ZM184 230V229H183ZM204 230H206V229H204ZM248 230H249V228H248ZM202 231V230H201ZM251 231V230H250ZM64 233V232H63ZM104 233H105V235L107 236V234H106V232H105V230H104ZM184 233V232H183ZM65 234V233H64ZM186 234V233H185ZM206 234V233H205ZM179 235V234H178ZM204 235V234H203ZM181 236V235H180ZM179 236V237H180ZM189 236H190V233H189ZM65 237H66V239H67V235L65 234ZM208 237V236H207ZM204 239H206V238H204ZM203 239V240H204ZM215 240V239H214ZM206 241V240H205ZM210 241V240H209ZM18 242V241H17ZM199 243H200V241H199ZM212 242H210V244H211ZM217 243V242H216ZM219 243V242H218ZM214 244V243H213ZM174 245H177V244H174ZM206 245V244H205ZM204 245V246H205ZM178 246V245H177ZM202 246V244L200 245V247ZM198 247L199 246H197V249H198ZM178 248V247H177ZM208 248V247H207ZM211 249V248H210ZM179 250V249H178ZM181 251V250H180ZM183 251V250H182ZM203 251V250H202ZM205 251V250H204ZM197 252H199V251H197ZM229 258V257H228ZM74 259V258H73ZM110 260H111V258H110ZM228 261V260H227ZM231 261V260H230ZM234 261V260H233ZM232 261V264H234V262ZM238 264V263H237Z\"/></svg>",
    "mask_w": 264,
    "mask_h": 264
}]
</instances>
